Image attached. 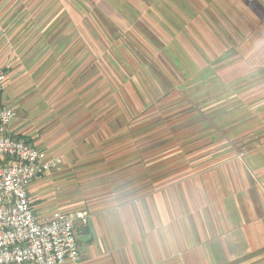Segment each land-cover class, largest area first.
Here are the masks:
<instances>
[{
  "label": "crops",
  "instance_id": "obj_1",
  "mask_svg": "<svg viewBox=\"0 0 264 264\" xmlns=\"http://www.w3.org/2000/svg\"><path fill=\"white\" fill-rule=\"evenodd\" d=\"M3 1L0 0V5ZM141 5L151 6L152 17L149 20L152 21L148 20L147 7L133 20H141L148 33L162 41L161 26H165L170 37L178 41L191 37L192 16L197 13L201 22L208 21V9L221 21L225 20L222 14L226 7L232 13H243L244 8L251 14L246 18L251 20V148L240 151L237 139H219L222 135L217 129H222H219L218 121L224 114L220 116L215 110L219 127L212 126L211 129L217 131L216 136L210 142L193 143L184 156H180L174 140H167L169 146L164 149V154L152 150L144 156L141 142L137 143L133 156L126 152L114 159L104 158L105 164L110 166V174L103 178L94 177L92 199L80 202L76 208L63 210H87L89 213L87 223L78 221L75 230L80 258L66 264H264V0H142ZM192 6L199 11H193ZM231 16V20L236 19L233 14ZM124 18L121 15L119 20L124 21ZM144 19L151 22V26L148 27ZM200 28L203 32L207 30L202 25ZM223 35L216 32L217 38H223ZM171 42L184 52V46L181 47L176 39ZM218 42L221 44L218 46L216 43L211 49L223 53L221 39ZM199 48L204 55H200L199 63L189 66L198 72L199 82L194 84L199 83L203 87L210 76H214L215 83L222 82L225 64L219 61L221 56L213 58L214 64L209 63L207 54L211 49ZM191 52L188 50L189 54ZM35 58L28 50L19 54L16 51L12 56L1 103L18 112L11 127L14 134L49 152L61 154L63 145L56 144L61 133L42 132L36 126L32 127L35 118L40 117L42 127L47 125L49 117L47 95L38 89L43 63ZM174 60L176 66L181 65L180 58L175 57ZM149 83L156 85V89L159 85L156 79L149 80ZM171 91L164 93L170 95ZM108 96L103 108H97L95 93L85 98L88 105L75 122L84 128L77 132L78 135H74V130L72 139H65L72 140L75 150L78 146L95 148L90 147L86 136L93 132L105 133L101 124H96V116L102 111L106 112L102 122H106L109 132H144L139 130L143 128L140 120H136L129 130L125 125L127 112H120L119 117L112 114L111 95ZM170 137L172 134L169 133ZM213 142L216 145L206 146ZM123 144L127 150V142ZM151 145L159 148L155 142ZM164 165L166 168L161 167ZM120 166L123 168L119 175L115 174L113 168ZM51 173L43 175L30 187L35 212L41 219L55 210L49 203L41 201V197L54 189L49 177ZM120 179L125 181L120 182ZM67 187L66 194L77 195L71 188L73 184ZM83 193L78 191L77 196L84 197ZM68 199H56V206L67 204Z\"/></svg>",
  "mask_w": 264,
  "mask_h": 264
},
{
  "label": "rangeland",
  "instance_id": "obj_2",
  "mask_svg": "<svg viewBox=\"0 0 264 264\" xmlns=\"http://www.w3.org/2000/svg\"><path fill=\"white\" fill-rule=\"evenodd\" d=\"M141 1L4 0L0 5V67L9 70L16 51L19 54L26 50L43 63L38 89L47 95L48 123L41 127L40 117H37L32 127L42 132L61 133L56 144L63 145V151L59 152L63 163L49 176L54 189L41 197L54 211L76 208L80 202L92 199L94 177L110 174V166L103 159H114L126 152L133 156L137 143L143 142V155L147 156L152 150L165 152L169 146L167 140H174L180 156H184L193 143L210 142L218 131L222 135L220 140L237 139L240 151L251 148V20L246 19L251 14L244 8L243 13H232L226 7L222 14L225 20L221 21L208 9V21L201 22L197 13L192 16L191 37L178 41L161 26L162 41L154 39L141 20H133L146 7L148 20L152 17L151 6H143ZM190 8L199 11L196 6ZM231 14L235 20L230 19ZM121 15L126 17L124 21L119 20ZM146 24L151 26V22ZM201 25L207 33L201 31ZM217 31L224 34L223 38H217ZM174 39L184 46L183 53L171 42ZM220 39L224 52L216 53L211 47L216 43L219 46ZM199 46L211 49L207 54L209 63L214 64L213 58L221 56L219 61L225 64L222 82L215 83L214 76H210L203 87L194 84L199 82L198 72L189 66L199 63L197 60L203 54ZM175 57L180 58L181 65L176 66ZM155 79L159 83L158 90L156 85L147 84ZM170 90L172 94L164 93ZM92 93H95L97 108H103L111 95L112 114L119 117L120 112H127L125 125L129 130L140 120L143 128L139 130L144 132H109L106 122H102L106 114L102 111L96 116V124H101L105 133L93 132L86 136L90 147L95 148L78 146L75 150L72 140L65 139H72L74 130V135H78L84 128L75 122L88 105L85 98ZM132 109L138 110L137 114ZM215 110L220 116L224 114L218 121L220 127ZM212 126L222 130L215 131ZM230 129L235 132L230 133ZM169 133L172 134L170 139ZM153 142L159 145L158 149L152 147ZM213 144L216 145L213 142L206 146ZM161 167L166 168V165ZM122 168L114 167L115 174L119 175ZM122 181L125 180L120 179ZM68 184L74 185L71 188L75 189V194L78 195V191L87 194L83 193L84 197L66 194ZM67 197V204L56 206V199L67 200Z\"/></svg>",
  "mask_w": 264,
  "mask_h": 264
},
{
  "label": "built area",
  "instance_id": "obj_3",
  "mask_svg": "<svg viewBox=\"0 0 264 264\" xmlns=\"http://www.w3.org/2000/svg\"><path fill=\"white\" fill-rule=\"evenodd\" d=\"M8 79L0 67V264H66L79 260L77 222L87 210H56L37 216L30 196L34 181L59 169L61 154L52 153L13 133L15 108L1 103Z\"/></svg>",
  "mask_w": 264,
  "mask_h": 264
},
{
  "label": "trees",
  "instance_id": "obj_4",
  "mask_svg": "<svg viewBox=\"0 0 264 264\" xmlns=\"http://www.w3.org/2000/svg\"><path fill=\"white\" fill-rule=\"evenodd\" d=\"M28 142H30L29 140H27Z\"/></svg>",
  "mask_w": 264,
  "mask_h": 264
}]
</instances>
